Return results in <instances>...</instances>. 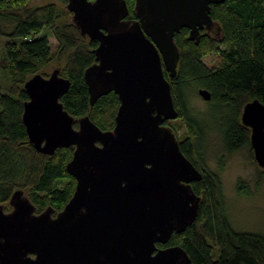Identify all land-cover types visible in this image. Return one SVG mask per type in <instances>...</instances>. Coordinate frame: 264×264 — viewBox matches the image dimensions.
<instances>
[{"label":"water","instance_id":"95a60500","mask_svg":"<svg viewBox=\"0 0 264 264\" xmlns=\"http://www.w3.org/2000/svg\"><path fill=\"white\" fill-rule=\"evenodd\" d=\"M226 0H67L71 22L96 40L95 62L84 70L89 103L114 92V126L100 129L89 116L75 119L60 99L70 81L55 69L25 81L22 123L36 151L52 155L73 147L66 172L72 195L54 216L14 191L9 211L0 204V264H192L179 245L158 249L198 215L192 182L201 172L180 150L165 122L178 117L169 77H175V34L198 40L215 22L212 4ZM213 29V28H212ZM204 100L210 93L198 89ZM250 129L253 158L264 167V105L247 102L240 115ZM77 124V128H75Z\"/></svg>","mask_w":264,"mask_h":264},{"label":"trees","instance_id":"16d2710c","mask_svg":"<svg viewBox=\"0 0 264 264\" xmlns=\"http://www.w3.org/2000/svg\"><path fill=\"white\" fill-rule=\"evenodd\" d=\"M125 1L128 18L134 19L135 0ZM210 14L216 25L210 33L200 31L197 41L188 38L186 28L174 36L180 55L176 75L169 81L178 117L188 131L179 146L202 178L192 182L201 199L195 221L185 231L174 232L168 244L181 246L192 264H264V234L232 227L219 175L196 163L194 147L201 146L207 125L192 116L187 95L191 84L209 91L206 120L218 127L226 153L251 148L250 129L241 123L240 115L253 99L264 105V0H226L212 4ZM58 18L54 4L31 7L19 5L18 0H0V37L7 38L4 50L8 59L1 72L9 83L0 92V204L7 203L14 191L27 189L29 199L40 210L49 204H65L74 190L73 185L58 187L60 180L70 176L65 165L73 147L42 154L28 142L22 123L23 104L28 99L23 85L54 58L48 34L58 41V58L66 56L60 71L70 81L60 99L64 109L75 119L89 116L102 130L115 123L119 100L113 91L93 105L89 103L84 70L95 62L96 41L82 36L72 22L58 26ZM42 31L46 33L39 35ZM220 44L223 47L218 48ZM213 51L222 58V66L216 69L202 61ZM261 174L264 176V169ZM244 187L240 182L238 191L242 193Z\"/></svg>","mask_w":264,"mask_h":264},{"label":"rangeland","instance_id":"374dc122","mask_svg":"<svg viewBox=\"0 0 264 264\" xmlns=\"http://www.w3.org/2000/svg\"><path fill=\"white\" fill-rule=\"evenodd\" d=\"M66 1L18 0L19 5H29L31 7L54 4L57 7L59 15L56 21L58 26L71 23L72 14L66 9ZM45 33L42 31L39 35ZM212 36L217 37V34L212 33ZM47 39L51 52L54 53V58L45 68L38 72L44 77H49L55 69L61 71L66 64V56L62 55V58H58V41L55 37L48 34ZM6 41L7 38L0 37V92L6 91L9 86L7 79H5L1 72L3 65L8 63L4 50ZM221 47H223L222 44L218 45V48ZM202 61L209 68L216 69L222 66V58L216 51L208 52ZM166 77L169 80L168 73H166ZM198 89L197 86L191 84L187 94L190 113L193 117L202 120L207 125L205 138L202 144H200L201 146L199 148L194 147L196 163L200 169H208L219 175L222 183L225 210L232 227L239 231L264 234V176L261 174L264 167H260L256 163L253 155H251L252 149L250 147H244L232 153L225 152L218 127L211 123V121L208 122L206 120V117H209V101L204 100L198 94ZM165 124L172 128L179 141H182L188 135L186 126L179 117L168 120ZM240 182L245 184L242 193L238 191V184ZM66 185H73L74 189L75 179L69 176L58 183V187L60 188H65ZM24 195L28 196L27 189L24 191ZM56 204H49L40 210L36 208V213L43 211L46 207H51L54 209V216L64 206V204ZM2 205H4L5 211L10 210L8 202L2 203Z\"/></svg>","mask_w":264,"mask_h":264},{"label":"flooded vegetation","instance_id":"af4514ba","mask_svg":"<svg viewBox=\"0 0 264 264\" xmlns=\"http://www.w3.org/2000/svg\"><path fill=\"white\" fill-rule=\"evenodd\" d=\"M127 18H128V16H127ZM130 19V18H129ZM213 28V27H212ZM212 28H211V30L209 31V33L211 32V31H213L212 30ZM201 31H203V30H201ZM96 41V40H95ZM96 43H97V45H98V42L96 41ZM75 128H77V124H75ZM201 172V171H200ZM169 241V240H168ZM168 241L166 242V244H160V243H156L155 245H156V247L158 248V249H164V248H167V247H169V246H171V245H169L168 244Z\"/></svg>","mask_w":264,"mask_h":264}]
</instances>
